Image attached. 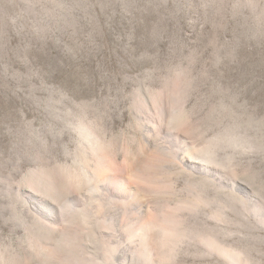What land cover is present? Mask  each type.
I'll return each mask as SVG.
<instances>
[{"label":"rangeland","instance_id":"obj_1","mask_svg":"<svg viewBox=\"0 0 264 264\" xmlns=\"http://www.w3.org/2000/svg\"><path fill=\"white\" fill-rule=\"evenodd\" d=\"M158 106L182 114L176 151L203 161L214 147L209 165L221 174L175 166L172 152L153 145L146 124L156 123L159 137L165 131ZM97 140L132 184L125 160L164 157L155 171L167 195L126 213L111 208L113 229L104 230L98 204L88 202L85 215L42 242L31 192L41 178L67 190L69 174L98 166ZM176 203L182 208L167 209ZM146 207L177 218L179 229H135ZM139 230L148 233L146 254L128 238ZM58 233L71 243L57 248ZM124 247L134 248L132 260ZM77 258L264 264V0H0V264Z\"/></svg>","mask_w":264,"mask_h":264},{"label":"bare ground","instance_id":"obj_2","mask_svg":"<svg viewBox=\"0 0 264 264\" xmlns=\"http://www.w3.org/2000/svg\"><path fill=\"white\" fill-rule=\"evenodd\" d=\"M155 110H156L155 113L157 114V115H155L156 116V122L158 124H160L161 127H164V130H165L164 135H162L160 137L158 136L161 129L158 128L156 123H151V125L146 124L147 125L146 130H147L149 136H154L153 145L155 144V146H157V148H158V145H160V148L162 150H164V152L165 151L172 152L171 158L173 161H171V163H173V165L180 166L181 164H185V165L191 167L192 169H194L196 171H198V170L208 171V172L213 171V172L220 173V174L223 172V171L221 172L219 170H213L212 167L209 165L211 163L213 164L214 155H216V150L213 149L214 147L204 149L205 150L204 160H205V162H208L207 164L203 162L204 161L203 159H202L203 161H197V160L192 159L191 157H193L194 155H192L191 157L180 155L179 152L176 151V146H178L177 141L180 138V132H181V131H179L180 122H181V118H182L181 112L174 107H172L168 111L166 108H162V107L158 106V107H156ZM158 139H161L160 141L168 140L169 142L159 144ZM156 140H157V142H156ZM97 141L98 142H97L96 147L101 148V153H102L103 149H105V148L107 149V144L104 143L105 141L104 142H101L100 140H97ZM149 143H150V141H149ZM155 146H153V147L151 146V147L154 148ZM173 148H175V149L173 150ZM172 150L174 151V153ZM186 154H187V152H186ZM198 155H201V154H198ZM161 158L155 156L154 154L151 155L150 153L149 154L144 153L143 155H141V157L138 156V159H136V160H134L131 157H130V160H125L127 163L128 169L126 167L125 168L131 174L130 176H132V177H130V178H132V180L134 181L135 184H132L131 183L132 181L129 182L130 179H128V178H127L128 182H126L125 179H121L124 176H120L121 178L119 177L118 174H119V171L121 168H120V165L118 163L117 157L114 155V152H111L110 150H106L101 154V159L98 160L101 163L98 166L92 168V170L89 171V169L87 170L85 168L82 170V173L77 172V173L69 174L68 175L69 180H68L67 190L66 189H60V188L57 189L56 187H54L52 185V183H48L42 178L39 179L38 184H37L38 189H39L38 193L31 192L33 199L36 201L35 206H36V212L37 213H36V217L34 216V220L39 225V227L42 228V229H39V239L42 242L48 243L47 242L48 239L54 238V232H55V234H57L56 231H54V229H58L57 225H59V224H63V225L69 224L70 225V223L74 220V218H76L77 216H80V215H85V208H86L87 203L93 202V201L98 204V207L96 209V213L100 215L99 229H103V230L104 229H113V225H114L113 219L114 218H113V215L111 214L113 210H111V212H110L111 208L117 206V207L121 208L122 210H124L126 213V211L132 206V204L141 205L150 196L158 197L159 194H163V193H165L166 190H168L167 188L166 189L164 188L165 190L158 189L160 187V183H158V182H160V181H158L159 178L156 175L155 170H156L157 166H160V163H162V160L164 159V157L162 159ZM165 160H163V161H165ZM215 160H217V159H215ZM214 164H216V163H214ZM160 170H162V169H160ZM124 174H127V173H124ZM127 176H128V174H127ZM125 178H126V175H125ZM167 178L168 177H166L165 179H167ZM170 178H173V177H170ZM171 181L167 180L166 182L169 184V186L172 187L173 184H171ZM87 183H88L87 188H86V190H84L83 187ZM229 184L227 182V185H229ZM234 184L235 183H233V185ZM237 184L239 185V188H242V189L246 188V186L243 185L241 182H239ZM164 185H166V184H164ZM225 187H227V186H225ZM72 191H75V193H73ZM146 192H148V193H146ZM172 192H174V191H172ZM45 193H47V194L45 195ZM166 193H167V191H166ZM168 193H170V192H168ZM148 194H150V195H148ZM197 197H198V195H197ZM79 198H81V200L83 201L82 203L84 206L82 208L78 206L80 204L77 205V202H78L77 200ZM150 198L152 199V197H150ZM172 198H173V196H172ZM174 199H176V198H174ZM198 199H197V201H198ZM205 200H204V202H205ZM185 201H187V200H185ZM194 202H193V204H194ZM180 208H182V205L179 203H176L173 206H167V209L172 210L171 212H175L176 210H179ZM187 208H188V206H187ZM105 209H107L106 212L109 210L108 213L110 212V214H108V213L105 214ZM103 210H104V213L102 212L100 214V212ZM158 211H159V208H158ZM160 212H161V214L160 213H158V214L160 215L161 218L158 217L159 216L158 214L155 215V212H153L151 210V208L146 207L143 210L142 214L139 216L137 227L135 229H149V230L150 229H163L164 233H166V234L169 232V229H179L177 218L174 219L175 217L174 218L170 217L169 213H163V210H161V209H160ZM218 216L219 215H216V217H218ZM123 220H125V219H123ZM85 221H86V219H85ZM124 223L126 225L127 221H125ZM97 224H98V220H97ZM128 225H130V224H128ZM132 232L129 233L128 238L137 237L139 240L138 242H140V245L142 246L140 249L142 251H144V254H146V251H148L150 248L149 247L150 246V240H149V237L147 236L148 233H146V231L141 232V230L136 231V232L134 231L133 233ZM143 232H144V234H143ZM58 234H59V238H57L55 241H58L59 243H61V246H56L57 248L62 247V244L64 245V243L67 244L71 241L69 238L71 234H66L65 236H62L61 233H58ZM108 234H110V233L108 232ZM39 246H40V248H42L43 245L39 244ZM46 246L47 245L43 246V249ZM110 247L115 248L118 246H116L115 244L114 245L110 244ZM70 249H71V247H70ZM133 249L132 248L123 249V252L125 253L124 256L127 255L129 257V260L133 259ZM73 252H74V250H73ZM109 252H110V250L108 251V254H109ZM49 253H50V251H49ZM106 253H105V255H106ZM45 254L47 256V252ZM116 258H117V256H116ZM61 260H63V259H61ZM77 260H78V258H77ZM82 260H83V258L79 259L78 261H75L74 264H84L85 261L83 263ZM103 261L105 262L104 259H103Z\"/></svg>","mask_w":264,"mask_h":264}]
</instances>
